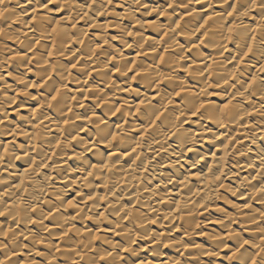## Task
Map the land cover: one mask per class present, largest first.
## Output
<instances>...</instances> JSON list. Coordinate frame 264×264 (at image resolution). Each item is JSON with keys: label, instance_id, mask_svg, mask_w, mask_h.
Masks as SVG:
<instances>
[{"label": "bare ground", "instance_id": "6f19581e", "mask_svg": "<svg viewBox=\"0 0 264 264\" xmlns=\"http://www.w3.org/2000/svg\"><path fill=\"white\" fill-rule=\"evenodd\" d=\"M0 213L4 264H264V0H7Z\"/></svg>", "mask_w": 264, "mask_h": 264}, {"label": "snow or ice", "instance_id": "6c2138e0", "mask_svg": "<svg viewBox=\"0 0 264 264\" xmlns=\"http://www.w3.org/2000/svg\"><path fill=\"white\" fill-rule=\"evenodd\" d=\"M0 5L4 6L3 11H0V17H2L7 12V0H0ZM249 50H251V49H249ZM73 67H75V65H73ZM177 95H179V93H177ZM55 99H56V96H52V100H55ZM225 107H227V105H225ZM113 138L115 139V137H113ZM70 206L74 207L75 205H70ZM0 215H3V213H0ZM0 264H4V262L0 261Z\"/></svg>", "mask_w": 264, "mask_h": 264}]
</instances>
